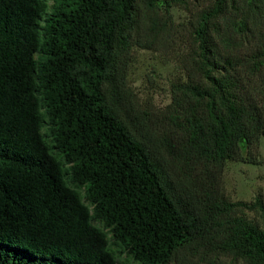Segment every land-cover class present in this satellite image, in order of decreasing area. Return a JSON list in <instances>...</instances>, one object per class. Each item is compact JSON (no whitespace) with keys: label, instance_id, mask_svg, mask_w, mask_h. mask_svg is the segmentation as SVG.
Instances as JSON below:
<instances>
[{"label":"trees","instance_id":"1","mask_svg":"<svg viewBox=\"0 0 264 264\" xmlns=\"http://www.w3.org/2000/svg\"><path fill=\"white\" fill-rule=\"evenodd\" d=\"M140 22L139 0H0V264H168L182 246L264 264V202L220 175L264 135V0L197 11L167 122L145 126L125 89Z\"/></svg>","mask_w":264,"mask_h":264},{"label":"rangeland","instance_id":"2","mask_svg":"<svg viewBox=\"0 0 264 264\" xmlns=\"http://www.w3.org/2000/svg\"><path fill=\"white\" fill-rule=\"evenodd\" d=\"M212 0L173 2L167 8L160 4L149 11L139 0L141 22L136 30L137 44L131 47L126 66L125 89L132 112L144 126L167 122L165 108L172 98L173 85L182 77L190 53L191 31L197 11ZM152 20V22H151ZM136 120V119H135ZM243 160L223 163L221 184L233 201L250 202L259 197L264 202V135ZM252 219H259L255 210H245ZM118 259L134 263L125 253L116 252ZM168 264H245L228 253L193 252L187 246L179 247Z\"/></svg>","mask_w":264,"mask_h":264}]
</instances>
